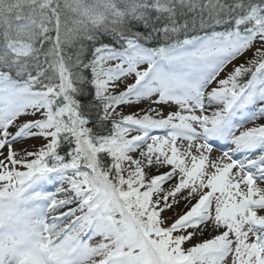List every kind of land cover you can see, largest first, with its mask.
Listing matches in <instances>:
<instances>
[{"label": "snow or ice", "instance_id": "1", "mask_svg": "<svg viewBox=\"0 0 264 264\" xmlns=\"http://www.w3.org/2000/svg\"><path fill=\"white\" fill-rule=\"evenodd\" d=\"M0 264H264V0H0Z\"/></svg>", "mask_w": 264, "mask_h": 264}]
</instances>
